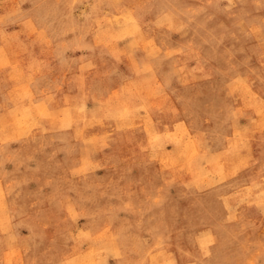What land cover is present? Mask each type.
I'll return each mask as SVG.
<instances>
[{"label": "rangeland", "instance_id": "374dc122", "mask_svg": "<svg viewBox=\"0 0 264 264\" xmlns=\"http://www.w3.org/2000/svg\"><path fill=\"white\" fill-rule=\"evenodd\" d=\"M0 264H264V0H0Z\"/></svg>", "mask_w": 264, "mask_h": 264}]
</instances>
